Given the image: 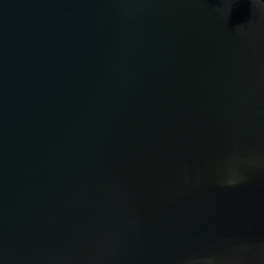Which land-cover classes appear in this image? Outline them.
I'll list each match as a JSON object with an SVG mask.
<instances>
[{
	"label": "water",
	"instance_id": "obj_1",
	"mask_svg": "<svg viewBox=\"0 0 264 264\" xmlns=\"http://www.w3.org/2000/svg\"><path fill=\"white\" fill-rule=\"evenodd\" d=\"M264 0H0V264H263Z\"/></svg>",
	"mask_w": 264,
	"mask_h": 264
},
{
	"label": "trees",
	"instance_id": "obj_2",
	"mask_svg": "<svg viewBox=\"0 0 264 264\" xmlns=\"http://www.w3.org/2000/svg\"><path fill=\"white\" fill-rule=\"evenodd\" d=\"M264 264V263H263Z\"/></svg>",
	"mask_w": 264,
	"mask_h": 264
}]
</instances>
